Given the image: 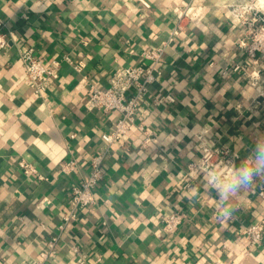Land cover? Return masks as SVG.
<instances>
[{
  "label": "crops",
  "instance_id": "crops-1",
  "mask_svg": "<svg viewBox=\"0 0 264 264\" xmlns=\"http://www.w3.org/2000/svg\"><path fill=\"white\" fill-rule=\"evenodd\" d=\"M244 1H206L202 22L183 24L169 41L172 10L189 0H0V34L16 38L0 50V264H77L73 245L86 264H264V241L250 247L241 234L264 222V198L256 194L264 164L251 189L232 199L227 219L202 174L183 179L203 145L228 148L235 167L264 160V59L254 62L234 45L244 28L228 8ZM163 43L136 122L155 142L142 147L133 128L127 147L113 144L95 203L60 229L71 186L87 177L88 161L103 148L100 135L117 117L84 109L89 86L105 88L122 66L149 67L142 54ZM20 47L33 48L46 65L59 62L42 98L23 80ZM168 95L173 101L152 102ZM68 157L78 170L62 175ZM21 161L44 179L24 174ZM177 211L186 218L164 233V218ZM52 238L56 253L43 259Z\"/></svg>",
  "mask_w": 264,
  "mask_h": 264
},
{
  "label": "built area",
  "instance_id": "built-area-1",
  "mask_svg": "<svg viewBox=\"0 0 264 264\" xmlns=\"http://www.w3.org/2000/svg\"><path fill=\"white\" fill-rule=\"evenodd\" d=\"M206 1L208 0H189L187 5L175 7L172 10L175 16V27L170 32L169 41L179 35L183 24L197 27L202 22L205 16ZM228 8L236 23L244 28L243 37L234 40V45L254 62L258 59H264V2L245 0L242 4H232ZM8 35L10 39H7L5 34H0V50L8 46L9 40L16 41L13 33H8ZM165 45L166 43H163L159 47L142 54L144 59L151 62L149 67L144 68L139 65L122 66L110 75L105 88H98L95 85L89 86L84 109L86 111L114 113L117 117L111 131L100 135L103 148L93 154L88 161L89 173L87 177L81 183L71 186L68 198L69 212L64 215L59 226L60 229H63L74 219L78 212L95 203L94 192L103 179V164L113 144L121 143L122 146L127 147L129 132L133 128H136L142 137V147H147L150 143L155 142L153 133L147 130L142 123L137 124L136 122L141 101L148 96V88L155 81L158 74V67ZM18 55L24 68L23 80L34 97L42 98L47 93L51 80L57 78L59 62L52 61L50 65H46L35 55L34 49L31 47H20ZM64 60H67L77 72H80L83 68L82 63L74 64L68 59ZM249 78L252 80L251 85L255 86L257 76L251 74ZM164 100L171 102L173 98L168 95L155 98L152 102L154 105H159ZM197 139H202V136H197ZM234 159L235 154L226 147L212 148L203 145L200 157L187 165L183 179L189 180L198 174H202L207 186L218 192L212 184L208 183L211 175L226 174L229 170L238 172L249 163L254 167L252 159H247L240 167H235ZM18 166L24 174L31 175L37 180L44 179L32 165L21 161ZM77 170V160L68 157L62 162L59 171L62 175H70ZM256 178L257 175L254 176L253 183L247 188L248 190L254 185ZM256 194L264 198V188H260ZM185 218L186 215L181 211L167 215L163 220V232L166 234L174 233ZM241 234L247 239L250 247L260 246L264 241V222L258 221L250 224L242 230ZM56 246V238H52L48 243V251L41 255L42 258L54 256ZM70 253L77 264L87 263L88 256L82 253L79 246H71Z\"/></svg>",
  "mask_w": 264,
  "mask_h": 264
},
{
  "label": "clouds",
  "instance_id": "clouds-1",
  "mask_svg": "<svg viewBox=\"0 0 264 264\" xmlns=\"http://www.w3.org/2000/svg\"><path fill=\"white\" fill-rule=\"evenodd\" d=\"M260 164H264V160L258 161L255 167L249 163L238 172L229 170L226 174H213L209 177L208 183L218 190L219 206L216 207V211L221 218L227 219L232 216L234 212L231 206L232 199L253 183L254 176L260 171Z\"/></svg>",
  "mask_w": 264,
  "mask_h": 264
},
{
  "label": "bare ground",
  "instance_id": "bare-ground-1",
  "mask_svg": "<svg viewBox=\"0 0 264 264\" xmlns=\"http://www.w3.org/2000/svg\"><path fill=\"white\" fill-rule=\"evenodd\" d=\"M261 2H264V0H260Z\"/></svg>",
  "mask_w": 264,
  "mask_h": 264
}]
</instances>
